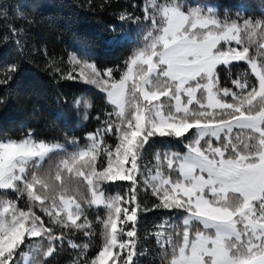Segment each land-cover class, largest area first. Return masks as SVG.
<instances>
[{"label":"snow or ice","instance_id":"snow-or-ice-1","mask_svg":"<svg viewBox=\"0 0 264 264\" xmlns=\"http://www.w3.org/2000/svg\"><path fill=\"white\" fill-rule=\"evenodd\" d=\"M143 13L150 24L144 46L119 78L111 68L101 72L70 57L81 79L112 105L83 147L68 152L31 133L0 140V190L26 197L27 205L0 197V264H44L68 233L94 235L74 188L81 184L90 193L87 207L104 209L97 217L103 242L87 259L90 243L68 239L78 250L75 264H137L141 187L156 197L153 208L185 213L179 226L165 220L150 233L165 255L171 248L168 264H264V19L233 18L215 5L181 0H147ZM240 62L248 68L231 80L235 90L222 87L220 67L231 72ZM18 71L11 64L0 72V86ZM64 78L75 79L71 72ZM157 136L180 140L186 151L157 152L155 163L146 162V146ZM53 153L62 154L59 163L40 174ZM117 182H129L127 191L106 194L103 186Z\"/></svg>","mask_w":264,"mask_h":264},{"label":"trees","instance_id":"trees-1","mask_svg":"<svg viewBox=\"0 0 264 264\" xmlns=\"http://www.w3.org/2000/svg\"><path fill=\"white\" fill-rule=\"evenodd\" d=\"M146 2L0 0V72L11 64L19 66L12 81L0 86V140H20L31 133L34 139L58 143L68 152L74 151L77 146L83 147L87 143L86 134L94 132L101 125V121L107 118L106 113L112 110V105L108 103L106 93L97 85L81 79V68L72 65L70 57L93 63L101 72L111 68L114 76L119 78L125 61L144 46V37L150 29L149 22L143 20ZM181 3L212 4L220 13H229L233 18L239 14L242 19H264V0H181ZM4 10L6 16L3 15ZM122 14L138 16L141 20L122 21L119 18ZM121 37L125 38L122 43H109ZM254 39L259 40L260 37ZM251 51L255 52V46ZM247 68L244 62L234 64L231 72L221 66V86L235 90L231 80ZM69 72L75 79L64 78ZM88 72L84 70L85 75ZM77 101H80L79 106ZM97 117L101 119L97 120ZM74 140L79 142L78 145L73 143ZM106 140L115 143L114 137H107ZM185 151L180 140L157 136L146 146L145 161L155 163L152 158L157 152ZM61 157V153L51 154L43 162L40 174L54 171ZM128 183L117 182L103 187L106 194L125 193ZM74 188L92 222L94 235L89 238L81 232L68 233L64 245H58L56 252L44 264L72 263L78 250L68 246V239L77 244L90 243L87 259L100 250L103 226L97 217L104 218V209L87 207L90 193L86 184L74 185ZM12 195L13 192L9 190L0 191V197L9 198ZM137 195L141 205L137 224L140 237L138 251L143 253L135 258L137 264H168L171 248L165 255L150 233L156 231V225L165 220L179 226L185 213L153 208L158 201L151 189L141 187ZM19 207H23L21 202ZM144 208L150 210L143 211ZM34 211L44 216L39 208ZM55 231L59 233L61 230L55 228Z\"/></svg>","mask_w":264,"mask_h":264},{"label":"rangeland","instance_id":"rangeland-1","mask_svg":"<svg viewBox=\"0 0 264 264\" xmlns=\"http://www.w3.org/2000/svg\"><path fill=\"white\" fill-rule=\"evenodd\" d=\"M154 138H155V137H154ZM152 139H153V138H152ZM152 139H151V140H152ZM151 140L149 141V143L151 142ZM107 143L111 144L110 142H107ZM50 155H51V154H50ZM46 159H47V158H46ZM46 159H45V160H46ZM0 191H3V190H0ZM9 191L13 192L12 190H9ZM8 199L16 200V201H17V206H18V207H19V202L22 203V206H23V207H26V206H27V205L25 204L26 197L17 199V193H15V192H13V195L10 196ZM37 215H39V214L37 213ZM43 215H44V214H43ZM40 216L45 220L46 223L48 222V217H46V216H42V215H40ZM54 231H55V227H54ZM33 239H37V238H33ZM49 258H50V257H49ZM77 259H78V253H77L76 257L73 258L71 264H75V262L77 261Z\"/></svg>","mask_w":264,"mask_h":264}]
</instances>
